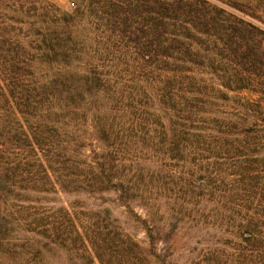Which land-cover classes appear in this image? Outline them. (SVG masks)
Here are the masks:
<instances>
[{
    "label": "trees",
    "instance_id": "obj_1",
    "mask_svg": "<svg viewBox=\"0 0 264 264\" xmlns=\"http://www.w3.org/2000/svg\"><path fill=\"white\" fill-rule=\"evenodd\" d=\"M70 4L0 0V264H264V0Z\"/></svg>",
    "mask_w": 264,
    "mask_h": 264
},
{
    "label": "rangeland",
    "instance_id": "obj_2",
    "mask_svg": "<svg viewBox=\"0 0 264 264\" xmlns=\"http://www.w3.org/2000/svg\"><path fill=\"white\" fill-rule=\"evenodd\" d=\"M51 1H54L55 3H57L63 8H68L71 5L70 4L71 0H51ZM63 197L64 199H69V200L71 199L69 195H65ZM106 205L111 208L112 215L118 218V221L122 225L123 228L137 235L139 239L145 240L144 232L140 230L139 228H137L131 220L127 219L125 212H124L125 209L123 207H119L118 205L111 203L109 201L106 203ZM50 256L52 259V264H74V263H70V261L64 258L62 252L61 253L60 252L51 253Z\"/></svg>",
    "mask_w": 264,
    "mask_h": 264
}]
</instances>
